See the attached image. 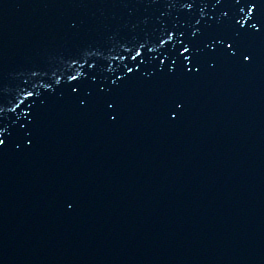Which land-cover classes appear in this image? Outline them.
<instances>
[{
    "label": "water",
    "instance_id": "obj_1",
    "mask_svg": "<svg viewBox=\"0 0 264 264\" xmlns=\"http://www.w3.org/2000/svg\"><path fill=\"white\" fill-rule=\"evenodd\" d=\"M261 17L0 0V264H264Z\"/></svg>",
    "mask_w": 264,
    "mask_h": 264
},
{
    "label": "snow or ice",
    "instance_id": "obj_2",
    "mask_svg": "<svg viewBox=\"0 0 264 264\" xmlns=\"http://www.w3.org/2000/svg\"><path fill=\"white\" fill-rule=\"evenodd\" d=\"M236 3H240V0H236ZM186 6L190 9L192 7V4L188 3ZM254 7H255V5H252V7H250L248 9L247 15H251L252 9ZM240 11L243 12L244 10L241 9ZM225 15H226V13H225ZM236 23L239 24L241 28L244 27V24H241V22L239 20H237ZM244 23L245 24L248 23V20L246 18H245ZM257 24L261 25V27H264V17H261L260 19H257L256 22L254 24H251L250 26L253 29H256V31H259L260 29L256 28ZM165 35L167 36V39H165L164 36H161L159 38V40H158V44L160 46L172 43L173 42V37L175 36V32L174 31H170V30H166L165 31ZM182 36H183V33H181V35L179 37H176V43H178L180 45V47H176V43H172V48H173L174 52L177 54V56L179 58L190 60L191 57L185 55L186 53H190V48H189L188 44L185 43V41L182 39ZM213 43H215V42H213ZM224 43L226 44L227 49H232L234 47V43L233 42L224 41ZM143 48H145V45L144 44H140L138 46V48H136L134 50V54H132L133 53L132 49H128L127 50L129 52V54L131 55L132 61H136L137 58L140 57L141 58L140 59V63H143V54H142V52L140 50V49H143ZM148 51H152V49L149 48ZM232 54L235 55V52H233ZM244 59H249V56L247 54H244ZM160 62L163 63V61H160ZM172 63H173V65H175L176 61L172 60ZM127 71L128 72H132L133 71L132 67H128ZM189 71H191V69H189ZM70 79L76 80L77 76L72 75V76H70ZM73 90H75V88ZM28 95L31 96L32 93L28 92ZM21 102H23V101H21ZM13 111H14V109H13ZM3 143H4V140L0 139V145H2Z\"/></svg>",
    "mask_w": 264,
    "mask_h": 264
}]
</instances>
